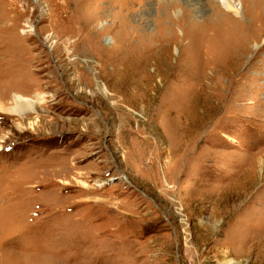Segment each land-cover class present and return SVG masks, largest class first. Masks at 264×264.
Masks as SVG:
<instances>
[{"label":"rangeland","instance_id":"obj_1","mask_svg":"<svg viewBox=\"0 0 264 264\" xmlns=\"http://www.w3.org/2000/svg\"><path fill=\"white\" fill-rule=\"evenodd\" d=\"M0 0V264H264V0Z\"/></svg>","mask_w":264,"mask_h":264},{"label":"bare ground","instance_id":"obj_2","mask_svg":"<svg viewBox=\"0 0 264 264\" xmlns=\"http://www.w3.org/2000/svg\"><path fill=\"white\" fill-rule=\"evenodd\" d=\"M224 7H227L228 10L231 12H234L235 14H239L237 7L233 3L232 0H223ZM41 94H36L34 99L30 97H24L20 94L14 93L12 95V103L13 106L9 107L8 110L6 108L0 107V112H6V113H13L19 115L23 112H30L33 111V107L35 104L40 103L43 98Z\"/></svg>","mask_w":264,"mask_h":264}]
</instances>
